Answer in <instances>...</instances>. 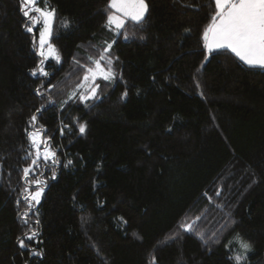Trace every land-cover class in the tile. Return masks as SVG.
<instances>
[{"label": "trees", "instance_id": "trees-1", "mask_svg": "<svg viewBox=\"0 0 264 264\" xmlns=\"http://www.w3.org/2000/svg\"><path fill=\"white\" fill-rule=\"evenodd\" d=\"M108 2L48 0L60 61L44 77L39 26L26 30L21 0H0V264H235L237 234L251 244L243 264H264V69L207 55L214 0H145L120 34ZM107 44L116 76L63 104ZM40 126L59 162L25 179Z\"/></svg>", "mask_w": 264, "mask_h": 264}, {"label": "snow or ice", "instance_id": "snow-or-ice-1", "mask_svg": "<svg viewBox=\"0 0 264 264\" xmlns=\"http://www.w3.org/2000/svg\"><path fill=\"white\" fill-rule=\"evenodd\" d=\"M214 3L216 11L211 17V23L203 32L204 47L209 54L215 55V49L227 48L248 66L264 69V0H214ZM108 8L114 9V11L108 13L106 23L109 27L114 26L117 33L120 34L126 27V19L135 24H139L144 20L148 11V4L145 0H109ZM21 11L24 17L28 18L29 24L26 25L28 32H33L39 26L38 55L43 59L40 60L38 67L40 75L47 77L50 74L44 70L45 60L52 57L57 62L60 61L59 52L55 45L51 43L56 10L48 4V0H21ZM63 24L67 26L70 22L65 20ZM123 34L125 39H128L127 33ZM33 46L36 47L35 37ZM111 47V44H107L98 59L89 58L95 67H85L82 80L75 85V88L69 93L68 99L62 102L63 104L77 98L79 101L87 103L97 97L100 85L95 81L98 77L104 81H111L116 76L112 58L105 55ZM103 61H106L107 67L104 66ZM32 74H37L36 69L32 70ZM37 94L42 95L39 89H37ZM123 96H127V92L123 93ZM54 103V100L49 99L47 105H42L36 110L37 113L46 110L48 106L54 105ZM36 121L37 116L34 114L31 117V122L35 124ZM85 130L86 124L80 123L79 132L82 134ZM46 131L47 129L44 126H40L27 133L35 158L31 160L28 167L23 169L25 179L28 178L30 172L35 171L34 166L39 165L41 159H43L45 165L59 162L56 159L55 151L52 150L51 138H44ZM61 132H63V129H61ZM41 146H43L42 152ZM28 156L32 157L33 152H29ZM70 164H72V161L69 160L65 166ZM53 176H55L54 172ZM30 183L37 186L36 191L28 192V195L24 198L31 208L32 202H40L44 189L40 186L43 181L39 179H34ZM24 215L26 216L27 213ZM181 227L190 231L193 226L187 224L181 225ZM200 235L203 238V234ZM35 236L36 232L32 231L27 238L31 240ZM234 239L238 242L241 251H233V255L229 259L234 260L235 264H243L247 259L248 252L251 250V244L243 240L239 234ZM18 242L21 247L26 246L23 239L18 238Z\"/></svg>", "mask_w": 264, "mask_h": 264}, {"label": "rangeland", "instance_id": "rangeland-1", "mask_svg": "<svg viewBox=\"0 0 264 264\" xmlns=\"http://www.w3.org/2000/svg\"><path fill=\"white\" fill-rule=\"evenodd\" d=\"M108 4H109V2H108ZM112 11H114V9H111V11L110 12H112ZM121 18H123L122 16H121ZM39 29V28H38ZM38 41H39V30H38V36H37V40H36V47H35V49H36V51H37V53H38ZM206 51H207V55H208V50L206 49ZM41 59H43L42 57H40ZM48 59H53V60H55L54 58H52V57H49ZM45 138V137H44ZM43 151V146H41V152ZM34 191H36V189L34 190ZM34 191H32V192H34Z\"/></svg>", "mask_w": 264, "mask_h": 264}]
</instances>
